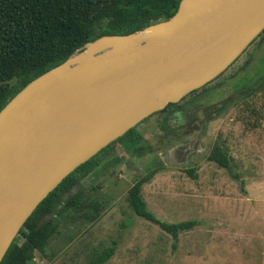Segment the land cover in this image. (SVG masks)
<instances>
[{
  "label": "water",
  "instance_id": "95a60500",
  "mask_svg": "<svg viewBox=\"0 0 264 264\" xmlns=\"http://www.w3.org/2000/svg\"><path fill=\"white\" fill-rule=\"evenodd\" d=\"M264 31V0H181L169 19L105 34L0 111V264L38 205L144 119L213 81Z\"/></svg>",
  "mask_w": 264,
  "mask_h": 264
},
{
  "label": "rangeland",
  "instance_id": "374dc122",
  "mask_svg": "<svg viewBox=\"0 0 264 264\" xmlns=\"http://www.w3.org/2000/svg\"><path fill=\"white\" fill-rule=\"evenodd\" d=\"M263 74L264 33L216 79L181 101L199 96L198 105L171 116L172 133L162 129L166 112L136 126L153 151L133 156L113 144L104 158L118 156L121 163L83 180L100 186L107 202L100 218L75 223L62 217L60 233L29 264H87L94 249L114 240L117 250L106 264H264V87L254 93L248 88ZM215 144L227 150L231 168L208 159ZM153 171L142 188L150 211L169 223L198 221L176 243L137 215L127 199L131 186Z\"/></svg>",
  "mask_w": 264,
  "mask_h": 264
},
{
  "label": "trees",
  "instance_id": "16d2710c",
  "mask_svg": "<svg viewBox=\"0 0 264 264\" xmlns=\"http://www.w3.org/2000/svg\"><path fill=\"white\" fill-rule=\"evenodd\" d=\"M180 1L0 0V111L27 83L65 61L86 42L105 34H128L169 19L178 10ZM258 80L256 85L248 86L253 93L264 87V74ZM198 101L199 96H193L184 103H170L158 111L166 112L162 129L167 135L171 132L172 114L177 110L188 112L190 104ZM136 128L81 164L49 193L25 222L1 264H29L36 251L45 254L50 242L60 233V221L66 215L75 223H91L100 218L107 206L98 194L100 186H86L83 180L97 172L104 174L121 163L118 156L104 158L110 155L116 142L133 156L153 151V146ZM208 159L231 168L232 158L220 144L213 146ZM152 173L131 186L127 199L137 215L158 224L176 243L180 234L195 227L198 221L169 223L150 211L142 188ZM189 173L195 175L194 169ZM117 245L118 241L114 240L111 245L94 249L87 264H106L115 255Z\"/></svg>",
  "mask_w": 264,
  "mask_h": 264
},
{
  "label": "flooded vegetation",
  "instance_id": "af4514ba",
  "mask_svg": "<svg viewBox=\"0 0 264 264\" xmlns=\"http://www.w3.org/2000/svg\"><path fill=\"white\" fill-rule=\"evenodd\" d=\"M182 100H183V99H182ZM182 100H181V101H182ZM181 101H180V102H181ZM197 105H198V104H197ZM188 110H190V108H189ZM185 112H186V111H179V110H177V111L174 112V114H177V113H178L179 115H183ZM172 115H173V114H172Z\"/></svg>",
  "mask_w": 264,
  "mask_h": 264
}]
</instances>
